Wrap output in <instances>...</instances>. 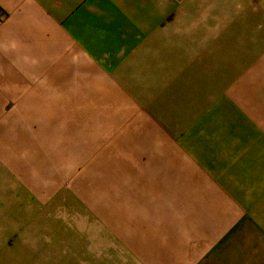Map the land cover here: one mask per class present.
I'll list each match as a JSON object with an SVG mask.
<instances>
[{"label":"rangeland","instance_id":"374dc122","mask_svg":"<svg viewBox=\"0 0 264 264\" xmlns=\"http://www.w3.org/2000/svg\"><path fill=\"white\" fill-rule=\"evenodd\" d=\"M188 5L146 46V91L162 75L173 89L168 104H146L143 135L83 146L0 122V264H234L222 231L237 206L222 186L185 180L197 160L231 187L248 182V196L264 190V0ZM157 141L168 158L182 146L183 179L172 166L168 184H146L168 166L151 162L146 175Z\"/></svg>","mask_w":264,"mask_h":264},{"label":"crops","instance_id":"0c3cea01","mask_svg":"<svg viewBox=\"0 0 264 264\" xmlns=\"http://www.w3.org/2000/svg\"><path fill=\"white\" fill-rule=\"evenodd\" d=\"M189 3L192 0H0L2 127L31 122L30 129L27 124L15 125L31 130L30 135L37 131V136L82 138L83 146L88 136L115 137L129 131L143 135L146 104H168L173 89L166 88L168 80L162 75L146 91V46L172 13L180 22L183 11L192 12ZM157 142L146 145V175L151 162L155 169L157 162L168 166L158 170L163 177L147 176L149 185L168 184L166 170L172 166L181 178L182 146H171L174 155L168 158L162 155L166 145ZM194 161L185 182L222 186L225 204L232 200L238 208L222 231L234 264H264V190L248 196L250 190L243 187L248 182L231 187L230 180L223 176L216 180ZM259 178L264 184V176ZM174 180L169 183L184 184ZM244 211L254 214L255 220H242Z\"/></svg>","mask_w":264,"mask_h":264}]
</instances>
